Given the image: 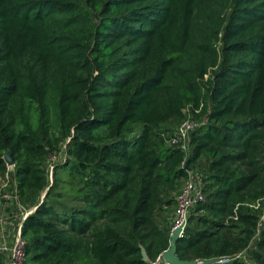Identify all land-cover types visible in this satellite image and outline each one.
Here are the masks:
<instances>
[{"label": "trees", "instance_id": "16d2710c", "mask_svg": "<svg viewBox=\"0 0 264 264\" xmlns=\"http://www.w3.org/2000/svg\"><path fill=\"white\" fill-rule=\"evenodd\" d=\"M188 158L206 199L178 257L264 264V0H0V177L36 208L31 263L166 264Z\"/></svg>", "mask_w": 264, "mask_h": 264}, {"label": "built area", "instance_id": "2783aa9c", "mask_svg": "<svg viewBox=\"0 0 264 264\" xmlns=\"http://www.w3.org/2000/svg\"><path fill=\"white\" fill-rule=\"evenodd\" d=\"M197 126L196 122L186 120L179 130L181 140L187 142L189 132ZM6 177L12 186L9 189H3L0 193V263L32 264L26 255L27 240L23 231L25 221L30 214L35 212L36 208H28L23 204L17 182L11 180L8 175ZM205 199L201 176L190 172L176 197V218L172 224V231L183 224L186 227L191 211Z\"/></svg>", "mask_w": 264, "mask_h": 264}, {"label": "water", "instance_id": "95a60500", "mask_svg": "<svg viewBox=\"0 0 264 264\" xmlns=\"http://www.w3.org/2000/svg\"><path fill=\"white\" fill-rule=\"evenodd\" d=\"M4 160L9 168L14 167V161L12 158V152L9 151L5 156ZM191 158H188L184 164V168L188 171H191L189 165H190ZM185 229V225H181L177 228H175L170 237V247L169 249L163 254V260L166 264H215L218 262H221V259H203V260H181L177 255V243L179 239L183 236V232ZM142 255L143 259L146 261L148 260V256L146 253V250L142 248Z\"/></svg>", "mask_w": 264, "mask_h": 264}, {"label": "rangeland", "instance_id": "374dc122", "mask_svg": "<svg viewBox=\"0 0 264 264\" xmlns=\"http://www.w3.org/2000/svg\"><path fill=\"white\" fill-rule=\"evenodd\" d=\"M186 114H187V120H195L193 118V114L191 113L190 110H186ZM207 159L206 158H202L197 166V168H195L196 170L193 171H189L194 173V174H200L204 171V167L207 164ZM13 170V169H11ZM12 186L11 182L9 181V179L7 177H0V193L2 192L3 189H9ZM179 193L174 194L175 197H177ZM28 196V195H26ZM26 203H28L29 199L25 200ZM264 204H258L257 205V209L259 210V212H261V216L264 217ZM176 208V207H175ZM176 218V212L173 208H169V209H162L161 211H159L157 213V220L165 225V226H171L174 222ZM163 260V257H162ZM32 264H41V263H32Z\"/></svg>", "mask_w": 264, "mask_h": 264}, {"label": "crops", "instance_id": "0c3cea01", "mask_svg": "<svg viewBox=\"0 0 264 264\" xmlns=\"http://www.w3.org/2000/svg\"><path fill=\"white\" fill-rule=\"evenodd\" d=\"M174 210H175V212H176V208L174 207Z\"/></svg>", "mask_w": 264, "mask_h": 264}]
</instances>
